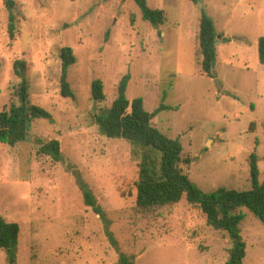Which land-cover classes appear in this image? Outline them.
<instances>
[{
	"label": "rangeland",
	"instance_id": "obj_1",
	"mask_svg": "<svg viewBox=\"0 0 264 264\" xmlns=\"http://www.w3.org/2000/svg\"><path fill=\"white\" fill-rule=\"evenodd\" d=\"M147 2L165 9L169 21L153 25L135 0H0V113L21 104L22 79L14 71L20 60L26 62L28 107L40 106L54 118L33 121L27 139L14 146L0 142V214L21 227L16 264L228 261L229 234L209 226L186 196L173 206L137 207L140 160L133 145L103 134L94 116L112 106L129 76V100L143 97L149 112L167 107L153 125L181 141L183 157L191 159L181 168L201 190H250L254 152L264 181V0ZM203 14L218 34L215 77L202 68ZM65 47L76 57L68 70L74 98L61 94ZM96 79L104 84L102 101L92 95ZM54 139L61 146L58 162L38 153ZM85 189L102 214L86 204ZM243 210V264H264V224ZM0 264H11L5 248Z\"/></svg>",
	"mask_w": 264,
	"mask_h": 264
},
{
	"label": "trees",
	"instance_id": "obj_2",
	"mask_svg": "<svg viewBox=\"0 0 264 264\" xmlns=\"http://www.w3.org/2000/svg\"><path fill=\"white\" fill-rule=\"evenodd\" d=\"M135 1L144 19L153 25L159 26L169 21V14L165 9H153L147 0ZM192 1L197 3L199 0ZM13 5V1H8L10 9ZM10 20V36L13 39L15 37L13 13L10 14ZM217 38L213 19L203 14L199 32L200 53L203 71L209 77H215L213 64L218 58ZM259 59L264 64V35L259 39ZM75 63L76 57L72 48H63L61 94L65 97H75L68 81V70ZM14 71L22 79L21 104H13L0 113V142L11 146L27 139L31 124L36 119L42 118L54 123V118L49 111L37 105L32 107L27 105L29 94L25 80L26 62L17 60ZM128 81L129 76L122 78L118 85V96L112 106L96 114L94 120L103 134L113 138L123 137L133 145V154L140 160L137 207L142 210H152L173 206L186 196L190 204L201 208L209 226L229 234L233 245L225 264H243L247 252V243L241 234V225L246 217L243 208L255 214L264 224V181H260L258 154L254 152L249 157L252 183L250 190L225 187L214 192L201 190L181 168V164L191 163V159L183 157L184 149L181 141L168 136L153 125V119L157 113L167 107L162 105L154 112H149L143 97L129 100L126 95ZM92 95L97 101L106 98L104 84L100 79L93 81ZM38 153L49 155L56 162L60 161L62 157L60 141L54 139L48 143H42ZM84 197L86 204L93 207L96 213H103L104 210L91 190L85 189ZM20 233L21 227L17 222H9L0 214V248L9 251L11 264H16L14 250L18 246Z\"/></svg>",
	"mask_w": 264,
	"mask_h": 264
},
{
	"label": "water",
	"instance_id": "obj_3",
	"mask_svg": "<svg viewBox=\"0 0 264 264\" xmlns=\"http://www.w3.org/2000/svg\"><path fill=\"white\" fill-rule=\"evenodd\" d=\"M216 45H217V41H216ZM215 68H216V63L213 64V72L215 73Z\"/></svg>",
	"mask_w": 264,
	"mask_h": 264
}]
</instances>
